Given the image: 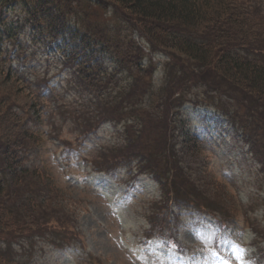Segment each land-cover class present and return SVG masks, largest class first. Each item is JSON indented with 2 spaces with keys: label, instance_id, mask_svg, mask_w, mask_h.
<instances>
[{
  "label": "rangeland",
  "instance_id": "1",
  "mask_svg": "<svg viewBox=\"0 0 264 264\" xmlns=\"http://www.w3.org/2000/svg\"><path fill=\"white\" fill-rule=\"evenodd\" d=\"M20 12L17 6L2 7L0 27L16 22ZM99 20L110 35L118 24L125 27L109 6ZM130 35L145 54L142 68L152 63L146 79L157 91L173 64L168 67L169 57L151 52L136 32ZM32 36L26 26L15 41H0V65L10 67L21 84L32 82L30 95L18 99L21 108L32 102L39 112L38 121L25 110L19 114L41 137L31 165L42 169L61 197L50 213L58 224L31 242L32 264H264V122L251 117L254 111L264 119V106L244 104L249 117L226 94L224 82L216 84L223 90L216 92L198 82L188 92H176L182 101L170 112L167 130L159 121L138 129L130 124L138 107L132 114L127 106L115 112L117 119L108 117L112 123L86 133L81 115L86 107L94 110V93L80 87L73 63L64 64L59 49L54 53ZM103 55L110 72L114 60ZM159 110L153 105L149 113L155 117ZM243 120L263 135L254 148ZM185 135L197 139L195 147L185 143ZM106 150L112 153L100 156ZM111 156L120 161L117 168L107 162ZM110 167L115 169L99 170ZM157 237H169L183 255Z\"/></svg>",
  "mask_w": 264,
  "mask_h": 264
},
{
  "label": "trees",
  "instance_id": "2",
  "mask_svg": "<svg viewBox=\"0 0 264 264\" xmlns=\"http://www.w3.org/2000/svg\"><path fill=\"white\" fill-rule=\"evenodd\" d=\"M13 6L21 12L16 22L0 27V41H15L18 31L27 26L33 40H43L54 52L59 49L62 62L73 63L80 87L94 93L90 101L94 110L86 107L81 115L84 124L79 128L83 132L96 130L108 117L117 119L120 116H113L115 112L127 106L132 114L133 107H138L139 115L130 116V124L138 129L154 128L159 121L167 130L170 112L173 114L172 109L182 101L183 95L176 92H188L198 82L211 92L223 91L216 84L224 87V82L226 94L234 97L236 106L249 117L250 107L244 104L264 106V5L258 0H0V9ZM108 6L125 25L114 27L113 35L99 20L100 11ZM130 32H136L151 52L168 56V67L173 64L171 72L165 69L164 83L157 91L146 79L152 63L142 68L145 54ZM103 54L114 60V71L109 72L103 64ZM174 71L177 77L172 75ZM22 83L10 67L0 65V241L6 244L1 246L0 264H32L35 252L31 242L46 237L48 228L58 224L50 213L52 206L61 205L52 180L29 159L41 137L19 115L25 109L18 99H26L28 88H32L31 80ZM153 105L160 108L155 117L149 113ZM26 107V116L38 121L35 104ZM251 117L264 122L254 111ZM243 124L254 148L263 135L252 130L248 121ZM184 141L190 147L197 143L190 135H185ZM168 151L167 145L163 154ZM111 153L106 150L100 156ZM114 158L107 162L117 168L120 161ZM49 231L53 234L60 227Z\"/></svg>",
  "mask_w": 264,
  "mask_h": 264
}]
</instances>
